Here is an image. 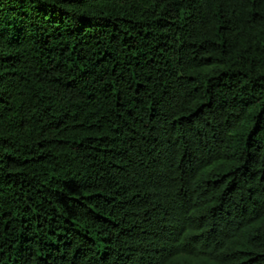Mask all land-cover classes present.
<instances>
[{
    "label": "trees",
    "instance_id": "obj_1",
    "mask_svg": "<svg viewBox=\"0 0 264 264\" xmlns=\"http://www.w3.org/2000/svg\"><path fill=\"white\" fill-rule=\"evenodd\" d=\"M0 264H264V0H0Z\"/></svg>",
    "mask_w": 264,
    "mask_h": 264
}]
</instances>
